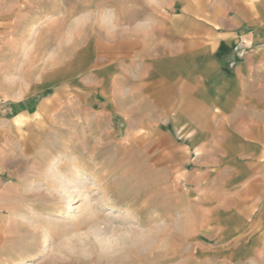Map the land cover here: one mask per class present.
Listing matches in <instances>:
<instances>
[{"label":"crops","instance_id":"0c3cea01","mask_svg":"<svg viewBox=\"0 0 264 264\" xmlns=\"http://www.w3.org/2000/svg\"><path fill=\"white\" fill-rule=\"evenodd\" d=\"M13 1L0 0L6 56L13 53L15 33L6 28ZM19 1L22 21L54 12L47 8L54 1L36 0L35 15L29 0ZM100 5L110 12L85 20L107 24L79 42L70 38L62 47L57 32L48 34L55 23L40 29L37 51L49 55L36 67L24 58L0 61V227L12 223L21 184L44 168L46 146L30 125L43 128V119H52L59 129L67 118L70 142L116 150L124 149L126 134L139 140L143 126L149 159L163 125L165 164L189 167L183 177L205 215L206 234L234 250L235 260H264V0ZM81 127L97 128L96 135ZM6 245L4 239L0 250Z\"/></svg>","mask_w":264,"mask_h":264},{"label":"rangeland","instance_id":"374dc122","mask_svg":"<svg viewBox=\"0 0 264 264\" xmlns=\"http://www.w3.org/2000/svg\"><path fill=\"white\" fill-rule=\"evenodd\" d=\"M15 1L14 15L6 26L15 33L11 39L13 53L0 54V61L11 59L21 64L24 58L30 67H36L49 55L37 51L40 29L55 23L48 34L57 32L63 47L70 38L79 42L107 24L86 21V14L110 12V7L100 5L101 0H89V6L84 4L87 0H50L55 5L47 8L54 12L22 21V6ZM35 1L29 0L28 7V12L34 9V15ZM70 10L71 15L65 16ZM11 74L18 77L19 71L14 69ZM43 120V128L31 129L30 125V135L38 133L46 146L44 168L31 174L21 184L20 195L14 196L11 226L6 230L0 227V243L6 239L9 244L0 250V264H264V260H235L234 250L220 247L216 238L206 234L205 215L183 177L189 167L165 164L163 125L156 126L162 147L158 143L149 159L148 129L143 126L138 131L139 140L126 134L124 149L116 150L112 149L116 144L70 142L69 132L74 128L67 118L60 119L63 123L59 129L52 119ZM79 131H88L86 136L90 138L96 135L97 128L81 127ZM133 145L136 149H132ZM82 181L87 183L82 186ZM99 227H106L107 232ZM24 228L32 237L35 231L40 232L44 243L31 256L24 251L28 239ZM134 237L140 241L149 237L152 247L146 252L128 249ZM112 243L122 248V257L111 258L103 253L101 247ZM20 254L23 262L9 261L15 256L19 259Z\"/></svg>","mask_w":264,"mask_h":264},{"label":"bare ground","instance_id":"6f19581e","mask_svg":"<svg viewBox=\"0 0 264 264\" xmlns=\"http://www.w3.org/2000/svg\"><path fill=\"white\" fill-rule=\"evenodd\" d=\"M96 182V181H95ZM87 182L86 181H82L81 182V185L84 186ZM97 184V183H96ZM54 191V190H53ZM51 193V192H50ZM54 194V193H53ZM53 196V195H52ZM56 196V195H55ZM54 196V197H55ZM71 197V195L69 196ZM58 198V196L56 197ZM51 205H54V204H51ZM12 211V210H11ZM95 211V210H94ZM13 216V215H12ZM8 219V217H7ZM4 220V219H3ZM13 220V219H12ZM6 222V221H5ZM9 223H7L8 225ZM43 225V224H42ZM11 226V225H10ZM37 228V227H36ZM99 228H102L104 229V233L107 232V229L106 227H99ZM38 229V228H37ZM98 229V228H97ZM29 230V229H28ZM36 230V229H35ZM100 230V229H99ZM32 231V230H31ZM24 232L26 234V237L28 238L27 239V243L25 244V248H24V251L27 253L26 255H32L34 254L35 252L39 251L42 247V244L43 243V240L41 239L40 236V232H34L35 234H33V237L30 236V232L27 231V229L24 228ZM33 232V231H32ZM133 232V231H132ZM133 234L136 236L137 234H135V232H133ZM32 235V234H31ZM133 235V236H134ZM131 236V235H130ZM132 236V237H133ZM148 238V239H147ZM144 241H140L138 238L134 237L131 239L130 243H129V248L128 249H132V250H135V251H138V252H146L145 250H149L151 247H152V242L150 241V238L147 237ZM119 240V238H118ZM125 240V239H124ZM153 240V239H152ZM123 241V240H122ZM123 243V242H122ZM119 246V245H118ZM123 247V246H122ZM102 250H103V253L105 252V255H109V257H113V258H119V257H122L124 254L122 253L123 251L121 249H119L117 247V244H111V245H103L102 247ZM101 250V251H102ZM121 250V251H120ZM23 251V252H24ZM120 251V252H119ZM25 255V254H24ZM23 254L21 255L20 254V258L17 259L16 256L14 258L10 257L9 258V261L14 263V262H23L24 261V258H23Z\"/></svg>","mask_w":264,"mask_h":264}]
</instances>
